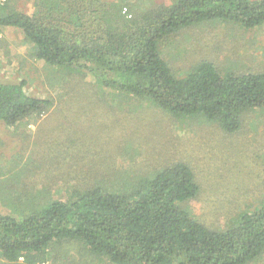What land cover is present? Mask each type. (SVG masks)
Masks as SVG:
<instances>
[{
	"label": "trees",
	"instance_id": "trees-1",
	"mask_svg": "<svg viewBox=\"0 0 264 264\" xmlns=\"http://www.w3.org/2000/svg\"><path fill=\"white\" fill-rule=\"evenodd\" d=\"M33 1L32 13L19 9L16 0L0 1V26L22 29L37 59L83 76L64 85L67 101L79 102L94 136L109 134L117 142L112 131L128 130L132 118L140 116L137 105L144 103L229 136L245 126L249 114L264 108V72L221 69L201 60L178 73L169 61L174 53L161 49L174 33L205 21L246 29L264 25V0H174L145 7L138 1L73 0L74 9L66 0ZM27 83L0 80V121L8 126L38 118L55 104L51 95H31ZM96 86L103 93L101 105L96 98H83ZM106 90L117 97V105ZM125 97L138 101L123 107ZM145 124L136 125L140 133ZM212 135L209 130L203 137ZM117 145L122 156H136L133 168L119 175L126 182L121 189L109 183L105 167L92 171L96 184L72 188L67 199H48L40 188H30L20 203L30 208L23 216L0 212V264L49 260L52 244L61 247L66 241L111 264H250L264 254V198L231 218V226L209 227L186 208L201 190L193 162L181 157L158 168L146 154L138 159L132 148L139 143L128 147L122 138ZM39 163L18 164L16 173L37 174ZM64 172L60 176L67 182ZM73 176L78 186L86 185L84 177L90 181L83 171Z\"/></svg>",
	"mask_w": 264,
	"mask_h": 264
},
{
	"label": "rangeland",
	"instance_id": "rangeland-1",
	"mask_svg": "<svg viewBox=\"0 0 264 264\" xmlns=\"http://www.w3.org/2000/svg\"><path fill=\"white\" fill-rule=\"evenodd\" d=\"M122 1H138L145 7L162 2L169 4L174 0ZM16 4L28 13L34 11L33 0H16ZM66 4L75 8L73 0H66ZM125 5L123 10L129 11L130 7ZM34 48L22 29L0 26V80L25 79L31 95H51L55 100L53 107L38 118L16 126L0 121L1 213L21 212L18 216H23L24 210L30 208L20 203L25 199V190L30 188H40L42 196L46 194L48 199H67L72 188L83 189L97 182V178L91 176L92 171L102 168L106 171L105 167L109 183L121 189L126 182L119 179L120 173L133 168L136 160L134 155H121L117 143L120 144L122 138L128 141V147L139 143V147L132 148L138 152V159L147 155L151 164L158 168L181 157L193 162L201 190L195 199L187 202L186 208L209 227L231 226V218L235 220L264 198V108L254 110L248 115L245 126L229 136L207 123L189 118L175 120L159 108L144 103L137 105L140 116L132 118L134 123L129 125L126 134L124 130L112 131L117 141L114 142L109 134L94 136L92 129H87L88 116L79 102L67 101L69 87L64 82L68 79L80 82L83 76L37 59L33 55ZM161 49L174 53L173 57L169 55V61L178 73L201 60L213 61L221 69L264 72V25L246 29L234 23L205 21L174 33L163 41ZM84 80L95 82L93 77ZM106 92L113 96V104L117 105V97L110 90ZM83 98H96L100 105L105 103L99 86L93 93L85 92ZM137 101L134 97H125L120 103L126 107ZM109 113L107 109V115ZM144 123L147 129L140 133L136 125ZM209 130L214 135L203 137ZM196 158L202 159L203 166L202 161H195ZM28 160L40 162V170L37 174L35 170L33 175L28 173L20 177L16 173L18 164ZM78 170L89 176L91 182L84 177L86 185L78 186L73 176ZM42 171L45 174L41 176ZM61 172H68L67 182L60 176ZM73 183L76 185L72 186ZM52 248L53 257L45 260L50 264H111L105 257L91 258L94 255L81 253L76 242L66 241L61 247L53 243ZM250 264H264V254Z\"/></svg>",
	"mask_w": 264,
	"mask_h": 264
},
{
	"label": "clouds",
	"instance_id": "clouds-1",
	"mask_svg": "<svg viewBox=\"0 0 264 264\" xmlns=\"http://www.w3.org/2000/svg\"><path fill=\"white\" fill-rule=\"evenodd\" d=\"M125 9H127V8H125ZM123 12H124V10H123ZM124 13H127V11L126 12H124ZM22 259V258H21ZM23 260V259H22ZM35 264H50L48 261H41V262H39V263H35Z\"/></svg>",
	"mask_w": 264,
	"mask_h": 264
},
{
	"label": "built area",
	"instance_id": "built-area-1",
	"mask_svg": "<svg viewBox=\"0 0 264 264\" xmlns=\"http://www.w3.org/2000/svg\"><path fill=\"white\" fill-rule=\"evenodd\" d=\"M1 2H4V1H6V0H0ZM127 11V9H124V12H126Z\"/></svg>",
	"mask_w": 264,
	"mask_h": 264
}]
</instances>
